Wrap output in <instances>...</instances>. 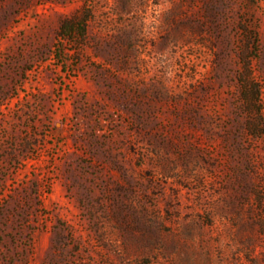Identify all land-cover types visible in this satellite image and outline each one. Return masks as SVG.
<instances>
[{
	"label": "rangeland",
	"instance_id": "obj_1",
	"mask_svg": "<svg viewBox=\"0 0 264 264\" xmlns=\"http://www.w3.org/2000/svg\"><path fill=\"white\" fill-rule=\"evenodd\" d=\"M0 264H264V0H0Z\"/></svg>",
	"mask_w": 264,
	"mask_h": 264
},
{
	"label": "trees",
	"instance_id": "obj_2",
	"mask_svg": "<svg viewBox=\"0 0 264 264\" xmlns=\"http://www.w3.org/2000/svg\"><path fill=\"white\" fill-rule=\"evenodd\" d=\"M73 27H74V26H73V23H72L71 21H69V22H65V23L63 24L62 28H61V33L64 34V32H71V31L73 30ZM76 30H78V31L81 30V31L84 32V28H81V24H78V25H77ZM79 35L82 36V33L79 34ZM65 37L70 38V37H71V34H70V35H66V34H65Z\"/></svg>",
	"mask_w": 264,
	"mask_h": 264
}]
</instances>
